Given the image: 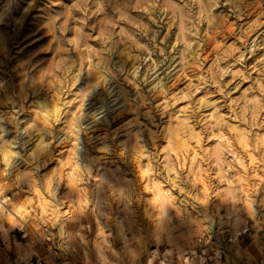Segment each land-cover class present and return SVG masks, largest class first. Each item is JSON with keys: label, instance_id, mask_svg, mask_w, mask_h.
<instances>
[{"label": "rangeland", "instance_id": "rangeland-1", "mask_svg": "<svg viewBox=\"0 0 264 264\" xmlns=\"http://www.w3.org/2000/svg\"><path fill=\"white\" fill-rule=\"evenodd\" d=\"M135 2L0 0V109H3L0 112V137L3 136L0 138V192H7L27 180L33 184L30 194L37 199L38 206L46 212L51 208L53 182L48 181L42 190L32 181L31 174L15 173L21 167L17 153L25 147L24 137L10 134L4 124L17 125L20 112L26 111L23 104L17 111L12 107L14 102L23 101L26 106L38 103L41 109L36 112L37 123L46 127L49 134L56 124H63L65 136L58 133L56 138L53 137V140H60L56 146L61 149L56 177L60 183L66 184L57 191L69 196L67 202L70 205L73 194L76 196L75 208L80 212L88 207L89 202L88 191L83 187L85 173L77 162L76 141L80 124L84 130L78 153L81 165L94 167L96 173L105 179L117 176L131 181L136 171L144 182L145 191L152 196L153 206L162 209L158 221L147 215L143 201L132 207L126 216L118 215L111 232L108 229L103 231L107 238L104 248L107 259L112 255H124V264H145L148 254L156 249L154 264H161L162 259L164 264H264V160L261 159L264 147L260 146V141L253 145L242 131L264 132V129H252L250 117L247 118L249 123H245L246 117L239 109L235 112L228 107L222 109L233 125L231 135L239 139L238 162L233 164L235 170L226 174L215 170V181L239 187L243 206L221 201L219 198H225L222 193L217 194L219 198L207 201L214 181L207 165L203 162L194 165L189 156L199 159L214 144L207 130V116L212 110L201 107L195 112V119H186L195 111L194 106L204 96L203 92L190 98L178 94L181 90L186 93L188 83L184 76H180L169 80L164 90L149 94L147 99L152 104H159L169 117L168 126L160 134L166 120H161L155 110L149 112L150 105H142L136 91L122 78L111 81L107 92L94 91L86 101L85 95L73 91L77 81L75 72L64 71L56 61L49 62L52 55L49 41L57 34L58 26L63 25L68 30L66 35L71 37L79 20L87 15L90 19L85 31L92 37L89 43L96 44V37H105V32L100 29L102 22L115 15L113 9ZM149 2L139 0L142 6ZM164 6V0H159V7ZM98 8L101 10L97 11ZM243 10L245 22H251L264 13V0H244ZM224 12L227 13V9ZM57 15L61 19L55 20ZM131 15L149 22L138 11H131ZM261 19L264 20V16ZM233 20L234 17H229L224 23L225 35H229ZM178 24L179 18L168 19L161 28L169 47ZM178 51L167 53L168 62L164 67L175 61ZM90 55L87 51L75 53L78 60ZM214 55V44L209 40L204 48L205 67ZM122 63L121 56H113L114 71ZM44 65L48 67L42 74L40 69ZM147 67L145 65L144 69ZM159 75L162 73L154 74L151 79H157ZM86 82V78L82 79L77 87H83ZM242 91H234L233 97H239ZM211 99L221 98L213 96ZM262 121L264 114L256 123ZM154 133L157 137L153 136ZM48 148L49 143L43 140L37 146L40 152ZM177 157H180L179 161ZM169 162L194 168L193 180L202 187V203L195 207L186 206L180 211L168 205L171 203L169 192L153 176L162 171L173 174L172 169L167 168ZM68 211L73 209L70 207ZM97 223L87 216L72 222L70 229L76 237L66 239L62 249L41 236L29 235L19 229L10 235H0V264H85L86 256L91 257L93 264H101L93 245L100 231ZM0 233H3L2 229Z\"/></svg>", "mask_w": 264, "mask_h": 264}, {"label": "clouds", "instance_id": "clouds-1", "mask_svg": "<svg viewBox=\"0 0 264 264\" xmlns=\"http://www.w3.org/2000/svg\"><path fill=\"white\" fill-rule=\"evenodd\" d=\"M93 3H100V0H93ZM164 3L166 6L159 7V0H150L142 6L136 0L135 3L114 8L115 15L107 22H102L100 31L105 32V37H96V44L89 43L92 37L85 31L90 19L87 15L79 20V26L71 37L66 35L68 30L63 25L58 26L57 34L49 41V50L52 52L49 62L56 61L64 71L75 72L77 81L73 91L85 95L86 101L94 91L107 92L111 81L122 78L126 85L136 91L142 105H150L149 112L155 110L161 120H166L160 134L168 126L169 117L162 112L159 104H152L147 96L164 90L169 80L184 76L188 80L186 93L181 90L178 94L190 98L197 93H204L194 106L195 111L186 119H195V112H199L201 107L212 110L207 116V130L214 144L199 159L189 156L194 165L198 166L201 162L206 164L214 181L209 188L207 201L213 197L219 198L217 194L222 193L225 198H219L221 201L242 205L240 188L215 181V170L226 174L234 171L233 164L238 162L239 139L231 135L233 125L229 123L223 108L228 107L232 112L239 109L240 114L246 117L245 123H249L247 118L250 117L252 129H264V121L256 123L264 114V20L261 19L264 13L251 22H245L244 0H180L179 3L177 0H164ZM129 9L142 13L150 23L132 16ZM224 9H227V13ZM229 17H234V20L229 35H225L223 25ZM177 18L178 31L169 47L161 28L168 19ZM54 19L59 20L61 17L57 15ZM209 40L213 41L215 55L205 67L204 48ZM175 49H179L175 61L164 67L168 62L167 53ZM77 51H87L91 55L78 60L75 56ZM116 55L123 58V63L114 71L113 56ZM145 65L148 66L147 70L144 69ZM47 67L44 65L40 72L45 73ZM160 73L162 75L159 78L151 79L154 74ZM84 78L87 82L78 88ZM241 89V95L233 97V92ZM213 96L221 99H211ZM49 102L50 96L47 97V105ZM21 104L26 111L20 112L18 124L4 122L10 134L24 137L25 147L17 153L21 167L15 173L31 174L32 181L42 190L48 181H52L54 192L49 201L51 208L47 212L31 196L33 184L27 180L7 192H0V228L3 229L0 235H10L19 229L29 235L41 236L62 249L66 239L76 237V233L70 229L72 222L87 216L93 222H98L100 231L108 229L111 232L115 218L118 215L126 216L140 201L146 205L147 215L159 220L162 209L153 206L152 196L145 191L144 182L136 171L131 181L117 176L105 179L96 173L94 167L81 165L78 153L84 130L80 124L76 141L77 162L85 173L83 187L88 191L89 202L88 207L80 212L75 208L76 196L73 194V203L70 205L67 202L69 196L65 197L57 191L66 184L60 183L56 177L61 149L56 146L60 140H53V137L56 138L58 133L65 136L63 124H56L49 134L46 127L37 123L36 112L41 109L38 103L26 106L23 101L18 104L14 102L12 107L19 111ZM242 131L253 145L260 141V146L264 147V132ZM153 136L157 137V134ZM0 138L3 139V136ZM41 140L49 143V148L43 152L37 150ZM160 140L163 144L167 143L162 137ZM176 159L179 161L180 157ZM261 159L264 160V151H261ZM167 168L172 169L173 174L162 171L154 175L153 179L169 192L171 203L168 205L180 211L186 206L195 207L202 203V187L193 180L194 168H184L180 163L173 162H169ZM70 207L72 212L68 211ZM100 259L101 264H124L125 256L112 255L108 259ZM85 264H93L90 256L85 257Z\"/></svg>", "mask_w": 264, "mask_h": 264}, {"label": "bare ground", "instance_id": "bare-ground-1", "mask_svg": "<svg viewBox=\"0 0 264 264\" xmlns=\"http://www.w3.org/2000/svg\"><path fill=\"white\" fill-rule=\"evenodd\" d=\"M2 229V228H0ZM99 229V228H98ZM3 230V229H2ZM100 230V229H99ZM103 231H99L98 236L94 239L93 245L96 249V253L99 258L104 257L107 259L106 251H105V242H107V238L104 235ZM81 238L84 239V236L81 234ZM156 249H152L151 252L146 257L145 264H154V253ZM161 264H164V260H161Z\"/></svg>", "mask_w": 264, "mask_h": 264}]
</instances>
